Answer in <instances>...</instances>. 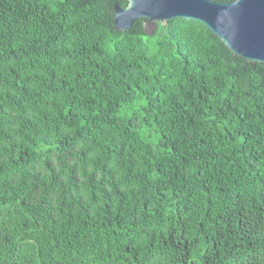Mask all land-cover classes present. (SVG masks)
I'll return each instance as SVG.
<instances>
[{
	"label": "trees",
	"instance_id": "1",
	"mask_svg": "<svg viewBox=\"0 0 264 264\" xmlns=\"http://www.w3.org/2000/svg\"><path fill=\"white\" fill-rule=\"evenodd\" d=\"M116 1L0 0V264H264V63Z\"/></svg>",
	"mask_w": 264,
	"mask_h": 264
},
{
	"label": "water",
	"instance_id": "2",
	"mask_svg": "<svg viewBox=\"0 0 264 264\" xmlns=\"http://www.w3.org/2000/svg\"><path fill=\"white\" fill-rule=\"evenodd\" d=\"M116 1L115 26L130 29L139 18L164 25L175 18L203 22L237 56L264 63V0Z\"/></svg>",
	"mask_w": 264,
	"mask_h": 264
},
{
	"label": "rangeland",
	"instance_id": "3",
	"mask_svg": "<svg viewBox=\"0 0 264 264\" xmlns=\"http://www.w3.org/2000/svg\"><path fill=\"white\" fill-rule=\"evenodd\" d=\"M152 24H153L152 22L149 24V26H148L149 29L151 28Z\"/></svg>",
	"mask_w": 264,
	"mask_h": 264
}]
</instances>
